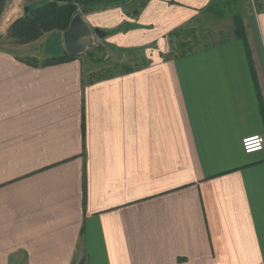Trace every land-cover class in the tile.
Instances as JSON below:
<instances>
[{"label":"crops","instance_id":"crops-1","mask_svg":"<svg viewBox=\"0 0 264 264\" xmlns=\"http://www.w3.org/2000/svg\"><path fill=\"white\" fill-rule=\"evenodd\" d=\"M46 1L0 16V264H264V149L242 147L264 135V11L244 20L252 64L234 27L176 52L209 0L84 14L145 53L93 78L86 51L46 65L6 46Z\"/></svg>","mask_w":264,"mask_h":264},{"label":"rangeland","instance_id":"rangeland-1","mask_svg":"<svg viewBox=\"0 0 264 264\" xmlns=\"http://www.w3.org/2000/svg\"><path fill=\"white\" fill-rule=\"evenodd\" d=\"M147 1L148 0H128L125 5L133 9L132 14L135 15L138 14L137 12ZM207 6L204 12L205 17L202 19L203 21L201 20L200 25L197 27L198 29H193V27L186 28L176 35L181 40L180 44H183L182 48L179 47V49H176V52H181L182 50L183 52L191 51L199 46V42L200 45L207 43L204 37L206 33L211 34L212 32L214 33L221 30L225 32L232 31L233 27L235 29V18H237V16L244 21L251 15H256V13L264 11V0H209ZM61 34V31L54 29L51 31H43L41 36L37 39L22 41L20 38L18 39L15 36H11L10 27L7 36L4 37V42H6L7 47H21L20 54L21 56H26L25 60L27 62L29 60H34L37 63L40 61L41 63H45L50 58L60 57L66 53L60 41ZM96 42L95 46L90 47L85 52L87 57L91 59L89 63L92 66H100L99 71L95 73L93 78H102L122 72V70H124L123 66L126 65L136 68L143 63V54L145 53L142 52L141 49L117 52L119 48L118 50H113L115 49L114 47L107 46L105 37L102 38L97 36ZM44 50L52 51L53 53L51 55L53 57L40 58L38 55L40 53L42 54Z\"/></svg>","mask_w":264,"mask_h":264},{"label":"trees","instance_id":"trees-1","mask_svg":"<svg viewBox=\"0 0 264 264\" xmlns=\"http://www.w3.org/2000/svg\"><path fill=\"white\" fill-rule=\"evenodd\" d=\"M128 0H50L43 4L30 7L28 13L17 19L11 26V36H15L22 41H30L41 36L43 31L59 30L64 32L70 24L71 19L78 12L88 14L101 8L109 6H122ZM7 0H0V15L5 10ZM138 13V12H137ZM235 33L238 38L242 39L247 48L250 63L252 64L251 53L249 50L245 23L237 16L235 18ZM125 30L128 26L121 27ZM120 30V28H119ZM180 32L174 31L170 35H177ZM183 44L177 46L182 48ZM175 49L173 48V53ZM181 53H184L183 50ZM172 54V53H171ZM76 54L65 53L63 56L48 59L44 64H55L70 60ZM29 60V59H28ZM28 63L37 64L34 60H29ZM122 72H131L133 67L128 65L123 66ZM264 116V111H263Z\"/></svg>","mask_w":264,"mask_h":264},{"label":"water","instance_id":"water-1","mask_svg":"<svg viewBox=\"0 0 264 264\" xmlns=\"http://www.w3.org/2000/svg\"><path fill=\"white\" fill-rule=\"evenodd\" d=\"M107 32L92 29L85 20L84 14L78 12L70 21L69 27L63 32L64 49L69 54H79L96 45L97 36L106 37Z\"/></svg>","mask_w":264,"mask_h":264},{"label":"built area","instance_id":"built-area-1","mask_svg":"<svg viewBox=\"0 0 264 264\" xmlns=\"http://www.w3.org/2000/svg\"><path fill=\"white\" fill-rule=\"evenodd\" d=\"M245 153L251 154L264 149V135H253L245 137L242 141Z\"/></svg>","mask_w":264,"mask_h":264}]
</instances>
